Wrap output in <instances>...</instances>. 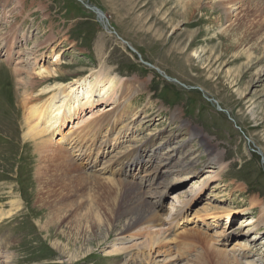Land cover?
<instances>
[{"label": "rangeland", "instance_id": "1", "mask_svg": "<svg viewBox=\"0 0 264 264\" xmlns=\"http://www.w3.org/2000/svg\"><path fill=\"white\" fill-rule=\"evenodd\" d=\"M182 1L22 0L24 11L17 14L15 6L7 23L0 8V264H235L226 263L229 256L239 264H264V224L247 233L249 221L264 220V0ZM184 3L191 4L186 17ZM13 28L21 70L54 72L34 89L17 84L24 73L15 76L16 62L5 56L4 35ZM90 74L115 78L111 95L102 101L93 96L92 107L47 134L56 152L42 159L40 140L27 134L29 125L43 122L32 110L65 101V89L92 80ZM112 116L118 118L115 131ZM58 150L75 167L70 179L60 157L48 163ZM214 153H221L222 164L209 167ZM128 154L142 159L149 175H121ZM168 156L175 168L154 176ZM184 162L191 167H180ZM40 165L52 182L45 205L39 196L49 188L36 179ZM77 178L84 191L73 199L68 182ZM93 199L107 203L112 214L89 230L102 244L84 254L91 238L81 223L85 210L71 207ZM150 208L162 219L178 218L171 229L161 227L164 237L144 258L147 251L133 245L152 219L115 234ZM55 216L63 217L59 225ZM254 239L244 258L231 252L237 241ZM76 251L72 261L64 256Z\"/></svg>", "mask_w": 264, "mask_h": 264}, {"label": "bare ground", "instance_id": "2", "mask_svg": "<svg viewBox=\"0 0 264 264\" xmlns=\"http://www.w3.org/2000/svg\"><path fill=\"white\" fill-rule=\"evenodd\" d=\"M1 1L2 0H0V2ZM182 2H185V0L182 1ZM193 2L194 1H192V3ZM223 2H224V0H223ZM6 4H8V5H6ZM182 5L184 7L183 10L185 11V13H183V14L186 17L188 15V13H189V9H191L190 8L191 4H190V6H189L188 3H184ZM7 6H10V8L7 9ZM15 6L20 8V11H18L17 14H20L21 15L22 12L24 11L22 0H15L13 2H10V0H3V3L1 2V4H0V8L2 10L1 20H5L4 23H7L6 22V19L7 18H10V16L13 14V12L15 10ZM189 15H190V13H189ZM172 20H174V19L172 18L168 22H170L172 24ZM14 30H15V28L9 29L7 31V33H5V35H4V38L6 39V44L4 46L5 56L8 58L7 60L9 62L10 61H12V63L14 61L16 62V63H13V68H14V74H15V76L18 77V76L21 75L20 73H22V74L24 73V77L23 78H21V79L19 77L17 78V82H18L17 84H19L21 87H24V88L34 89L35 87H37L40 84H42V82L45 83V81L47 79L51 78L54 75V72H52V71H45L44 73L43 72H38V73L32 74L31 72H27L28 70L27 71H22L21 70V67H19V64H22L23 61H20L19 60L20 57L17 56V54H19L18 53L19 52V49L17 48L18 46L16 45L17 44V39L20 38V37L17 34V32L14 31ZM21 37L24 38V36H21ZM43 74H45V75L42 76V77H40ZM50 75H51V77H50ZM54 77H56V76H54ZM91 77H93L92 74L89 75V78H91ZM39 79H43V81H39ZM115 82H116V79L113 78V77L112 78H106V79H104L100 75L94 76L93 79L90 80V81H88L87 77L84 78L81 81H79V80L78 81H74L72 83V85H70L67 89H65L66 92H67L65 101L63 99L62 102H60L58 105H55L56 103L53 102V100H52L50 103H48L45 106L44 110H42V111L32 110V118L33 119H36L38 121L42 120L43 122L40 125H39V123L38 124L36 123V124H34L32 126L29 125V131L27 130L28 131L27 134L30 135L29 138L30 137L33 138L31 140H37V139L40 140L37 143L36 147H37V151H38L39 155L42 157V159H44V157H45L44 154L45 153H46V156H47L48 155L47 153H50V152H54L55 153L56 152L55 150L52 149L53 150L52 151L50 149L51 148L50 147L51 143L46 138L47 137V134L54 135L56 132L59 133L60 130H61V128H63L65 125L69 124L70 122H73L75 119H77L78 114H79V111H81V110H83V109H85L87 107H92L94 105L93 104L94 103V100L92 99L93 96H96L97 98L99 97L101 99L100 101L106 100L111 95V93L113 91V87L115 85ZM250 112H251V115L253 116V118H255V114H256L255 109L254 108H250ZM111 121H112L111 131H115L116 126H117L116 124L118 122V118L117 117H113V120H111ZM186 128L188 129L189 127L186 126ZM192 132H193V130H192ZM119 134H121V130L120 129H118L116 131V135H119ZM189 134H190V136L195 137L191 132ZM197 134L199 135V133H197ZM49 137H51V136H49ZM106 143L103 144L104 147H105ZM100 147H101V144H100L99 148ZM60 150H62V149H60ZM59 152L60 151L58 150V153ZM64 152L65 151H63V153ZM64 154H66V153H64ZM128 156H130V154H128ZM59 157L62 159L61 162H63V164L68 163L66 166H64L63 172L65 174H67V177L70 176L69 179L72 178L71 174L74 171V168L75 167H74L73 164L69 163L70 161L68 162V159L65 157V155L62 156L59 153V154L55 155V157H53L54 159H52V160L49 159V162L48 163L49 164L50 163H56V164H58L57 162H59V160H60ZM170 157L171 156H168L164 161H162V162H164V164H162V162H161V164L158 165V169L154 171V176L157 175L158 178L159 177H164L165 174L172 172L173 168H175V167L172 165V163H171L172 160H171ZM221 158H222L221 157V153L220 154L219 153L218 154L217 153H214V155L212 157H210V159H209V163H208L209 167L212 164H214L216 166H219L220 163H221L220 162L221 161ZM141 161H142V159H140L139 157L137 158V161H135V157H134V160H132V158L130 156V158H128V160L125 161V165H124L123 161H121V164L123 166L120 165L122 167L119 169L118 172H120V170L122 169L121 175H123V173H124L126 175L130 174L131 176H133L132 175L133 173L136 174V176H137L138 174L141 173V171H143V173H144L146 171V167H145V170H143V166L141 165ZM64 162H66V163H64ZM167 165H169V167H167ZM58 166L59 165H57L56 168H58ZM180 167H182V168L183 167L184 168L186 167V168L189 169L191 166L187 162L186 163L184 162L183 164H181ZM194 169H196V168H194ZM45 170H46V166L40 165L39 169L36 172V179H38L39 182L40 181H44L43 184L47 185L48 188H49V191H47L45 193H42V196H39V202H41V203H44L48 199L49 195H51V191H53V190H51V184H52V182L47 183L45 181V179L42 177V175L44 174ZM75 170L77 171V169H75ZM191 170H193V169H190V171ZM175 172L176 173H179L180 170H175ZM145 174L146 175H144V176H147V175H149V172L146 171ZM121 175H119V176H121ZM79 178H77V180H75L76 181L75 183L68 182V185H69V188L71 190V193H72L71 195H72V198L73 199L82 198V194H83L82 191H84V189L82 190V186H84L83 185V182L84 181H81V179H79ZM38 180H36V181H38ZM108 182L110 184H112L113 182H115L117 184V186H119V182L118 181L108 180ZM100 184H99V186H100ZM105 184H106V182H105ZM160 185H161V182L156 183V186L154 188L156 190V192L159 189ZM120 186H121V184H120ZM104 188H105V186H104ZM104 192H106V191H104ZM152 194H154V193H152ZM38 195H41V192ZM43 195H44L45 198L43 197ZM92 195H93V192H92ZM93 196H95V195H93ZM105 197H107V195ZM93 201L94 202L92 204H88L87 205L85 203H82L80 200H78V201H76V206L71 207V209H73L75 213L77 212L78 209L85 210V212H84V214L82 216V219H81V223L84 222V224H85L83 226L84 236H86V233L88 234L89 230L93 226H97L96 229H100L101 227H99V226L102 225L103 222H105L107 220V218L111 217V214H112V211L107 206V203H103L102 201H100V199H97V200L96 199H93ZM142 202H143V200H142ZM116 203H117V200H116ZM44 205H45V203H44ZM146 205H147V203H146ZM101 206H103V208H101ZM42 208H45V207H42ZM147 209H149V206H147ZM182 210H183V207L180 208V209H178L179 212H182ZM137 211H138V209H137ZM171 211H173V210H171ZM49 214H51V211L50 210H49ZM52 214L54 215V213H52ZM260 215L263 216V214H260ZM62 218L63 217L57 218L55 216L54 217V220H52V221H54L55 224L59 225L61 223L60 221H62ZM93 218H97L95 220L96 221L95 222V225L94 224L93 225L90 224V220L93 219ZM177 218H178V215L172 216V214H170V215L167 216V219L166 220L165 219H162V215H159L158 212H156V211L153 210V208H150V210L147 213V216L146 217L139 218L137 222H134V221L133 222L132 221L130 222V220H128V222L126 223L125 228L120 232V234H118V233L115 234L116 235L115 237L123 236L124 232L126 231L125 230L126 228H129V229H132L133 230V228L135 226H137L139 224L140 225H143L145 222H148L149 220L152 219V221H150L147 224V227H145L146 228L145 229L146 231L145 232L143 231L144 232V235H145V237H143V240H141V242L138 243L139 245H133L134 247L135 246H138L139 249L141 248V249L147 251V254L146 255L144 254V258H146V256H148L150 254L149 252H151V250L154 248V246L157 245L160 242V240L164 237L165 230H164V228H161V227H163V225L164 226L165 225H168L169 228L166 229V231L169 230V229H171L170 225L173 224V223H175V220ZM76 223L78 225L79 224V221L77 220ZM254 223H255L254 222V219L251 220V221H249V223H248V225L249 224H252L251 229H248L247 230V233L252 231L251 235L255 234V232L258 229V227L260 225H263L264 224V220H260L259 223L256 224V225ZM44 227H47V225H45ZM155 227H157V228L160 227V228L157 229V230L156 229H153ZM89 233H91V238L90 239H87V242H86V245H85L86 247H85L84 254L87 253L88 251H90L91 250V247H93L95 244L96 245H101L102 244L101 243V240H102L101 237L96 236L93 231H90ZM75 234L76 235H79V226L76 227ZM141 236H143V234ZM242 237H246V235L243 234ZM254 238H256V236ZM118 240L121 241V240H123V238L122 239H118ZM65 241H66V243H69L70 236H66V240ZM253 241H255V239L254 240H251L249 243H247V242H238L237 241L236 243H234L235 245H233L234 247H233V249H231V252L234 255L238 253V255L240 256V258H244L243 257L244 254L243 253H245V255H246V252H248L250 250V247L249 246L251 245V243ZM57 245L59 247L62 246V244H57ZM90 245H91V247H90ZM80 246L82 247V246H84V244H80ZM134 247H132V248H134ZM66 249H67V246H64L62 248V253H65ZM123 249H122V251H123ZM118 250H121V249H118ZM118 250L116 252H114V251L111 252V254H117V253H119ZM62 255H64V254H62ZM64 256H66L69 261H72L75 258H77V251L74 252V253H67ZM217 261H218V259H217ZM229 262H233L235 264H239L237 262V260L235 258L231 257V256H229L228 259L226 260V263H229ZM217 264H220L219 261L217 262ZM246 264H255V263L254 262L247 261Z\"/></svg>", "mask_w": 264, "mask_h": 264}, {"label": "water", "instance_id": "3", "mask_svg": "<svg viewBox=\"0 0 264 264\" xmlns=\"http://www.w3.org/2000/svg\"><path fill=\"white\" fill-rule=\"evenodd\" d=\"M98 12V14H99V16H101L102 14H101V12H99V11H97ZM102 17V16H101Z\"/></svg>", "mask_w": 264, "mask_h": 264}]
</instances>
